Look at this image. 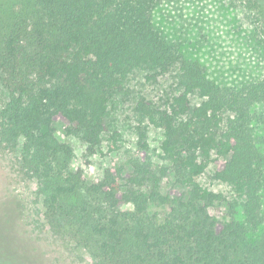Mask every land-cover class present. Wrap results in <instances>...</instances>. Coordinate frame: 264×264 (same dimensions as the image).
I'll use <instances>...</instances> for the list:
<instances>
[{"label":"trees","instance_id":"16d2710c","mask_svg":"<svg viewBox=\"0 0 264 264\" xmlns=\"http://www.w3.org/2000/svg\"><path fill=\"white\" fill-rule=\"evenodd\" d=\"M164 9L174 28L155 18ZM209 12L234 15L223 22L244 78L228 82L202 54L221 45ZM263 25L259 0H0V151L17 152L53 231L72 229L93 264H264ZM178 61L183 90L168 109L136 107L140 144L148 125L161 128L166 163L106 167L95 181L73 169L55 117L95 152L124 81L136 69L156 80ZM193 93L203 100L192 106ZM211 164L230 196L198 181ZM21 256L0 244V264H34Z\"/></svg>","mask_w":264,"mask_h":264},{"label":"rangeland","instance_id":"374dc122","mask_svg":"<svg viewBox=\"0 0 264 264\" xmlns=\"http://www.w3.org/2000/svg\"><path fill=\"white\" fill-rule=\"evenodd\" d=\"M259 1L264 11V0ZM164 12L165 9L155 12V18L166 28H174L176 23L172 22ZM209 14L213 21L218 22L216 27L222 29L218 39L221 45L218 44L211 48L209 53L204 51L202 54L206 55L213 71L224 75L228 82L244 78L246 72L243 69L244 57L241 55L239 40L227 32L228 23L225 19L223 22V16L231 20L234 15L230 12H209ZM259 24L262 27L260 22ZM180 64V61L176 62L167 72L153 81L146 79L145 69H136L124 81L110 129L106 132L101 147L95 152L90 151L81 140L66 134L67 120L62 116H56L54 120L56 136L60 141L69 143L74 148L71 167L81 169L88 181H95L106 167L115 170L119 166H124L130 169V163L143 159L165 164L166 162L161 158L160 147L163 130L148 125L146 130L148 147L143 148L140 144V121L136 107L138 100L145 98L158 108L168 109L173 96L183 90L177 75ZM4 97L3 74L0 73V99ZM202 100L203 98L197 93H193L189 102L193 106ZM229 115L228 113L226 118ZM214 169L215 165L211 164L198 181L210 189L230 196L231 188L212 177ZM166 183L167 187L173 184L171 177H168ZM7 200L10 201L8 205L13 210L10 218L1 220L5 211L3 206ZM153 211L163 214L165 209L153 207ZM0 213L2 214H0V222L7 227L4 231L7 238L0 239V244L6 249L22 255L21 257L25 255L34 264H93L91 253L77 240L72 229L65 228L59 235L53 231L54 228L45 218L37 185L21 171L16 151H0Z\"/></svg>","mask_w":264,"mask_h":264}]
</instances>
